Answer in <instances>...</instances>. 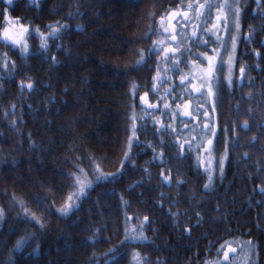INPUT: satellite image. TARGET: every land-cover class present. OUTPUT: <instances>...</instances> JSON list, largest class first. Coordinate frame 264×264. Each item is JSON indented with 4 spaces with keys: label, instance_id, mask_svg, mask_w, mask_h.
Instances as JSON below:
<instances>
[{
    "label": "trees",
    "instance_id": "obj_1",
    "mask_svg": "<svg viewBox=\"0 0 264 264\" xmlns=\"http://www.w3.org/2000/svg\"><path fill=\"white\" fill-rule=\"evenodd\" d=\"M188 2L14 0L8 5L0 0V13L19 18L30 33L35 27L47 33V26L58 22L67 25L59 39L49 41L46 56L23 58L0 41V208L5 211L0 220V264H114L111 255H105L112 248H120L119 264H131L134 251L148 264H206L222 259L216 253L228 241L236 249L229 253L233 264H243L245 254L247 264H264V139L255 135L251 89L244 88L238 110L232 100L234 86L216 100L218 125L228 126V139L235 145L228 144L223 178L215 171L210 190L203 187L208 182L206 166L198 165L187 144L182 151L178 148L187 135L179 116L172 121L159 110L155 113L181 132L178 143L157 132L148 119L147 134L139 135L140 146L134 143L132 162L124 160L132 105L139 112L144 106L139 96L146 91L150 103L159 100L151 91L159 60L147 50L160 37L145 38L149 25ZM3 26L5 16L0 15ZM28 42L30 53L40 52L34 33ZM140 49L148 63L137 68ZM186 67L181 64V69ZM171 76L170 83L158 85L161 96L166 88L179 85L178 75ZM22 82H31L33 89L21 91ZM133 83L141 85L135 96ZM176 95L187 99L179 87ZM168 102L175 109L178 101L169 96ZM245 121L252 125L247 133L240 128ZM154 150L163 156L154 158ZM222 151L223 145L213 153L216 162ZM93 160L116 178L94 184L77 210L60 215L56 209L73 191L68 173L76 171V165L90 169ZM161 173L172 177L170 184L161 182ZM178 179L185 182L177 184ZM13 195L26 202L43 228L24 216ZM144 216L149 218L144 227L148 239L122 245L126 224L138 226ZM27 234L34 235L22 250H14L16 240Z\"/></svg>",
    "mask_w": 264,
    "mask_h": 264
},
{
    "label": "snow or ice",
    "instance_id": "obj_2",
    "mask_svg": "<svg viewBox=\"0 0 264 264\" xmlns=\"http://www.w3.org/2000/svg\"><path fill=\"white\" fill-rule=\"evenodd\" d=\"M8 5L13 3V0H7ZM30 3H36V0H30ZM241 7L239 0H222V2H213V0H189L186 7H179L176 10L169 9L165 15H161L158 23L153 26L149 25L146 39H150L155 35L160 37L157 40L152 41V46L147 50L149 57L155 56L158 58L159 63L156 66V74L152 77L151 91L159 100L157 103H150L148 100L149 93L146 91L143 95L139 96L141 104L140 111L135 110V105H132L133 111L130 114V135L126 141V150L124 152V160L132 162V150L134 143L136 146H140L139 135L147 134L148 124L147 120L151 119V123L157 132L173 136L178 143L181 136V132H178L173 124H165L155 113L159 110L162 115L166 116L169 120L175 121L177 116L180 117V124L183 129H187V135L185 136L184 143H178V148L182 151L185 144L191 151L193 149L192 141L195 137L192 133H197L200 139L196 141L195 147L197 150L207 153V159L209 166L205 168L207 173L208 182L204 184L205 189L211 188L213 184V173L218 171L221 179L224 175L225 161L228 160V144L235 145V140H229L228 126L218 125L216 118V100L219 98L221 91L231 89L233 86L234 69L237 65L236 49L238 39L241 36ZM5 16V26L0 28V41H3L6 45L10 44L13 48L17 49L23 58H27L29 55H42L46 56L50 51L49 41L59 39L61 35V29L66 28L67 25L59 24L48 25L49 31L47 33L42 32L39 27L32 29L30 33L29 26L20 23L19 18L15 20L10 19L5 13H0ZM69 15H72L71 13ZM151 15H155L152 13ZM196 21V23H193ZM80 27V26H78ZM191 28V31H189ZM251 30V29H250ZM34 33L39 38V53H30L28 37ZM245 40H251V37H245ZM215 45V46H211ZM208 49V51L200 52L199 48ZM211 52V55H209ZM257 55H260L257 53ZM6 57L7 54L5 53ZM195 56V59H193ZM55 62V57H51ZM203 60L206 64H200L197 61ZM145 50H139V59L136 61V67L139 68L142 65H146ZM184 64L190 68V74L181 71L180 66ZM4 67L8 66V60L3 61ZM13 70L15 69V61H12ZM168 65H171L169 67ZM163 71L164 75H161ZM226 71V76L224 75ZM176 73L179 76V87L183 90V96L176 95V87L166 88L164 95H160L158 85L168 84L172 81L173 77L168 73ZM239 83L243 84L244 77L246 75V67L243 63L238 68ZM11 75V73H10ZM226 80V85H225ZM251 78L249 77V81ZM132 94L135 96L137 90L141 85L135 83L132 84ZM21 91L25 88L28 90L33 89L31 82L25 85L23 82L20 85ZM169 96L173 97L176 103L175 110L168 102ZM195 99L196 103L193 107L192 101ZM160 103L163 107L160 108ZM207 105V107H206ZM15 107V106H13ZM211 109V113L209 112ZM151 110V111H149ZM7 115V114H6ZM137 120L141 123L138 126ZM190 124L194 126L189 127ZM15 127V122H13ZM245 130L249 129V124L245 121L242 125ZM219 128V135H218ZM235 133V128L231 129ZM215 140V145H214ZM255 141V138H253ZM223 145V151L220 152L219 159L217 161L216 168L211 166L214 159L213 153L220 151V147ZM151 147V144L147 145ZM163 153L156 154L154 150V158L162 157ZM198 165L204 163L203 160L197 156ZM161 163L164 161L161 159ZM76 171L69 172L68 178L72 181L71 187L73 191L67 196L62 206L56 209V211L62 215L67 216L74 210L79 208V201L85 197L88 191L94 184L101 182L114 180L117 174L105 173L100 167L99 163L93 160L90 169L86 170L80 165H76ZM123 169V163L121 164ZM147 171V169H145ZM162 175V183L171 182L172 177L170 175ZM185 181L178 179L177 184H182ZM264 191V189H262ZM14 204H19V207L23 210L24 216L30 218V222H35L40 228L44 227L42 220L26 206V202L22 199H18L15 195L12 197ZM122 202L127 206V202ZM47 209L48 205L45 201H39ZM175 215V214H173ZM5 216V211L0 208V220ZM131 219L130 217H126ZM148 217L144 216L139 225L125 227V238L121 241L122 245H126L132 241H145L147 236L145 235L144 227L148 222ZM99 232V229H97ZM34 234H27L24 237L17 239L15 242L14 250H22L25 244L32 239ZM92 239V238H90ZM95 242V241H93ZM251 245V241L247 242ZM232 242L228 241L220 246L217 250V259L215 261H208L206 264H233V261L229 260V253L236 252L235 248L231 247ZM38 251V249H37ZM120 252V248H112L109 253L105 255H111L114 264H119V258L117 253ZM249 257L247 254L243 257V264H247ZM108 264V261H105ZM131 264H148L147 258H145L139 251L132 253Z\"/></svg>",
    "mask_w": 264,
    "mask_h": 264
},
{
    "label": "flooded vegetation",
    "instance_id": "obj_3",
    "mask_svg": "<svg viewBox=\"0 0 264 264\" xmlns=\"http://www.w3.org/2000/svg\"><path fill=\"white\" fill-rule=\"evenodd\" d=\"M239 4L241 7V36L238 39L236 49L237 65L233 75V86L236 89L233 90L235 91V98L232 100L238 110L243 104L244 88L252 90L255 100L251 106L255 112L254 120L257 121L254 127L256 129L255 135L264 139V0H239ZM245 37H251V40H245ZM241 63L246 67L243 84L239 83L238 75L235 74L238 73ZM249 77L251 78L250 81ZM245 98L248 101L251 100L249 96H245ZM248 124V130H245L241 124L240 128L245 133L252 129V125Z\"/></svg>",
    "mask_w": 264,
    "mask_h": 264
},
{
    "label": "rangeland",
    "instance_id": "obj_4",
    "mask_svg": "<svg viewBox=\"0 0 264 264\" xmlns=\"http://www.w3.org/2000/svg\"><path fill=\"white\" fill-rule=\"evenodd\" d=\"M3 1H5L6 3H7V0H3ZM14 1V0H13ZM40 0H36V3H38ZM218 1H221L222 2V0H218ZM193 23H196V21H193ZM190 31H191V28H190ZM194 59V58H193ZM198 63H200V64H205V62L203 61V60H199V61H197ZM169 67H171V65H168ZM205 66H206V64H205ZM180 69H181V66H180ZM181 71L182 72H184V73H188V74H190V68L187 66L186 67V69H181ZM161 75L163 76L164 75V73H163V71H161ZM168 75H172V73L170 72V73H168ZM178 79H179V76H178ZM149 100V99H148ZM150 102V101H149ZM195 103H196V101H195V99L192 101V105H193V107L195 106ZM206 107H207V105H206ZM175 110V109H174ZM151 111V110H150ZM209 112L211 113V109L209 108ZM184 130H186V129H184ZM195 133V132H194ZM194 137V136H193ZM200 138H196L195 137V140H193L192 141V143H193V151L196 153V155L197 156H199V158L201 159V160H203L204 161V163L202 164V166L204 167V165L206 166V167H208L209 166V162H208V159H207V153H204V152H202V151H199V150H197L196 149V147H195V144H196V141H198ZM213 156H214V154H213ZM216 165H217V162H216V160H215V157H214V159L212 160V163H211V166L213 167V168H216Z\"/></svg>",
    "mask_w": 264,
    "mask_h": 264
}]
</instances>
